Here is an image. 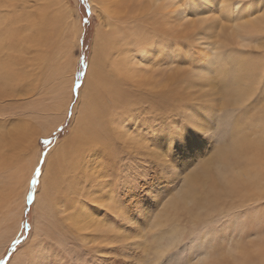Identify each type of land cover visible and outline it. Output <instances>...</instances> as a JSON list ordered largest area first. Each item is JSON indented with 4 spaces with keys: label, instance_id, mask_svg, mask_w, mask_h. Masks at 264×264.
Returning <instances> with one entry per match:
<instances>
[{
    "label": "rangeland",
    "instance_id": "374dc122",
    "mask_svg": "<svg viewBox=\"0 0 264 264\" xmlns=\"http://www.w3.org/2000/svg\"><path fill=\"white\" fill-rule=\"evenodd\" d=\"M55 1L57 6L63 4L71 12L73 33L63 28L51 0H30L24 4L18 2L15 6L0 7V141L4 142V146L0 147V264H64L66 256L78 251L77 244L114 243L106 239H81L83 230H77L74 216H78V209L87 212L86 204L97 206V211H100L98 205L107 202L94 197L93 191L98 183L109 178L112 188L122 192L121 199L132 212L155 206L151 214L156 219L157 214L163 213L165 201L185 188V177L210 154L209 149L212 148L211 143L203 139L200 144L181 139L180 142L174 141L172 137L169 140L164 132L165 126L173 122L169 118L174 119L178 113L186 110L185 105L195 101L202 102L203 108H209L205 107L208 109L205 113L211 122L213 107H219L214 101L219 99L223 104L228 89L243 92L240 88L242 83H239L244 78L245 82L247 78L254 79V75L243 77L244 71L247 73L244 67L264 68L261 66L264 63V48L257 47H264V38L251 37L256 43L249 49L227 44L222 40L226 32H221L217 20H214L219 17L221 23L228 22V19H223L218 4L195 8L189 3L191 0H170V9L173 10L170 16L180 13L179 19L171 20L168 25L156 24V28L162 30L160 40H165V36L197 33L196 39L190 41L187 53L177 47L173 40L171 53H166L168 51L162 46V51L155 49L148 53V60L141 58L139 48L146 46V42L157 40V37H153L155 25L152 20L158 12L157 16L161 17V8L157 0H138L134 6L128 4L129 10L123 8L128 19L123 16L125 22H118L120 28L112 27L113 23L112 28L105 27L107 38L116 44H112L114 47L109 48L106 57L105 52L99 54L98 64L97 61L91 64L95 33L102 27L99 4L96 3V11H93L90 0ZM236 1L233 4H237ZM243 6L248 7L247 3ZM260 12L254 15L257 22L261 18ZM202 20L206 22L196 26ZM125 31L131 33L128 38L129 42L133 39L131 45L127 44L125 35L122 37ZM126 47L128 52L124 51ZM215 54L219 57L216 65L227 70L226 79H221L220 72L213 83L197 82L193 76V71L198 67L196 65L201 60L202 70L208 72ZM184 57L193 64L180 63ZM121 63L127 65L131 75L123 74L124 65ZM89 64L96 68L91 67L90 71H98L97 74L102 75L96 77L94 82L89 75L86 84ZM252 67L250 70L253 74ZM180 69H189V73ZM234 74L240 78L234 77ZM263 75L248 88L250 94L259 87ZM167 76L174 77L171 83ZM152 80L158 85L152 86ZM163 82L170 85L169 89L164 87L167 85ZM88 84H91L90 87ZM166 91L170 92L169 96ZM104 125L108 131H115L114 137H109L111 146L107 142L108 137L102 136V140H106L101 141L110 158L104 150L101 152L105 158L99 152L93 153L91 150L95 146L90 143L86 158L80 159L81 167L77 166V157L69 153L74 134L77 131L85 132L84 138L90 140L94 137L93 133ZM24 127L29 129L33 140L28 147L21 149L22 145L14 139L23 134ZM260 131L259 117L249 114L242 118L235 135L241 144H252L258 141ZM153 145L160 152L156 157L151 153ZM164 153L166 156H163ZM241 154H237L232 161V169L239 171L243 183L250 181L251 186V177L264 165L258 156L253 157L248 150H241ZM158 156L168 159L167 172L159 166ZM244 156L253 162L247 161L246 164L245 159L240 161ZM85 159L88 165L83 171L81 162ZM176 172H180V175L174 177L172 174ZM34 177L35 184L32 183ZM239 187L243 189L245 185ZM109 196L112 198V191H109ZM250 200L244 202L248 205L244 208L246 215L241 216L235 224L225 223L219 227V235L223 237L220 244L225 251L232 246V255L225 257L226 264H250L251 261L264 264V230L255 227L257 219L264 216V207L259 196ZM196 207L194 211H199ZM169 212L175 214L172 210ZM78 218L77 224L81 225L83 222L80 216ZM92 218L95 224L109 231L116 227L114 224H103V215H93ZM158 222L164 223L165 220L161 218ZM135 223L132 221L129 226H135ZM148 223L151 224V220ZM186 228L184 221L177 218L173 235L183 236ZM250 231L253 235H249ZM242 244L247 245L243 251L239 248ZM38 247L42 248V253L34 249ZM129 260L127 256L111 258L112 264L117 261L128 264ZM77 264H83V261H77Z\"/></svg>",
    "mask_w": 264,
    "mask_h": 264
},
{
    "label": "snow or ice",
    "instance_id": "6c2138e0",
    "mask_svg": "<svg viewBox=\"0 0 264 264\" xmlns=\"http://www.w3.org/2000/svg\"><path fill=\"white\" fill-rule=\"evenodd\" d=\"M157 3L165 4L166 0H157ZM237 8L239 11L235 10ZM224 9L223 19L239 20L241 25L256 19L250 12L244 11L242 4H233L230 0H225ZM260 15L264 16V13ZM245 16L248 19H244ZM177 19H179L178 15L171 17V20ZM259 35L264 36V32ZM196 37L197 33L194 32L187 36H165L164 39L170 48L174 46V40L175 45L188 50L190 41L195 40ZM157 42H159V34H157ZM238 47L244 46L238 45ZM179 62L189 63L184 58H181ZM180 71L188 72L189 69H180ZM208 72L210 75L214 74L213 69H208ZM214 104L219 107H213L211 122L201 111L202 102L194 101L185 105L186 111H181L174 119L169 118L173 122L164 128L165 135H171L174 141L180 142V138L187 133L210 142L212 148L209 149L210 154L206 155L201 163L185 177V188L165 201L163 213L157 214V218L153 219L151 213L155 206L151 205L149 210L139 209L137 212H132L121 199L122 192L112 188L111 179L101 181L96 185L93 195L107 203L98 205L100 211H97V206L92 204L85 205L87 212L77 210L83 222L80 225L83 230L80 238L85 241L106 239L114 243L86 242L83 246L77 244L78 251L66 256L64 264H77V261L81 260L83 264H112L113 256L129 257L128 264H137V262L138 264H226L225 257L232 255V246L230 245L229 250L225 251L220 244L223 237L219 235V227L225 223L235 224L241 216L246 215L244 208L248 205L244 202H251L252 197H261V206L264 207V167L261 168L259 175L251 178L256 182V187L252 190L241 189L233 183L232 177L235 173L230 171V166H233L232 161L241 147L246 148L253 157L258 156L261 164L264 165V80L250 95L228 89L224 103L221 104V101L216 99ZM249 114L259 117L261 131L256 143L242 145L235 132L242 118L248 117ZM159 166L167 172L168 159L160 157ZM38 174L39 170H37ZM172 175L179 176L180 172ZM207 180H211L212 187L220 193L218 197L203 201V206H200V202L184 199L188 185L198 187ZM35 182L34 177L32 183L35 184ZM109 191L113 192L111 199ZM194 206H199V211H194ZM169 210L174 211L175 214H171ZM93 215H103V224H114L116 227L111 231L99 225L84 227V225L95 223L92 220ZM161 218L165 220L164 223L158 222ZM177 218L187 225L185 234L181 237L173 235L174 221ZM149 220L151 224L148 223ZM132 221L136 223L135 226L130 227L129 224ZM255 227L264 230V216L257 219ZM249 235H253V232L250 231ZM239 248L243 251L247 245L242 244ZM116 264L119 262L117 261ZM233 264H242V262H233ZM250 264L255 262L251 261Z\"/></svg>",
    "mask_w": 264,
    "mask_h": 264
},
{
    "label": "bare ground",
    "instance_id": "6f19581e",
    "mask_svg": "<svg viewBox=\"0 0 264 264\" xmlns=\"http://www.w3.org/2000/svg\"><path fill=\"white\" fill-rule=\"evenodd\" d=\"M30 0H0V7H4V6H15L16 4L15 3H21V4H24V3H28ZM34 1H38V0H34ZM147 1V0H146ZM236 0H230V2L231 3H233V2H235ZM245 1V3H243ZM136 2H139L138 0H90V4H91V7L93 8V11H96V3L97 4H99V10H100V15H99V13H98V15L100 16V18H101V28L99 27L97 30H96V33H95V43H94V45H93V50H92V55H91V61H90V63L91 64H93V63H95L100 57H99V54L101 53V55L104 53L105 54V57L107 56V55H109V48L110 47H114V45H112V44H116V43H111V39L110 38H107V34H106V30H105V27H111V25H112V23L114 24V26H112V27H114V28H120L119 27V24H118V22L120 23L121 21H123V22H125L124 20H125V18L124 17H126V10H123V8L125 7V8H128V10H129V5L128 4H132V6H134V4H136ZM150 2V1H149ZM237 2V4H238V2H241L243 5L244 4H246L247 3V5H248V7L246 6V7H244V11L245 12H250L251 13V15L252 16H256L257 14V12H260V14L261 13H264V0H237L236 1ZM127 3V4H126ZM143 3H144V1H143ZM155 3V2H154ZM171 1L169 0H166V3L165 4H160V8H161V11H160V13H161V17L160 16H157V14L159 13H156L155 15H154V19L152 20V23H154V25L152 24V26H154L155 28L153 29L154 31H153V37H157V34H159L162 30H160L159 28H156V24L157 23H159V24H164V25H168V24H171L170 22H171V16H170V13H172V11L173 10H171L170 8H171ZM190 4H191V6H195V8H196V6H198V7H203V6H207L208 4H215V3H217V0H191L190 2H189ZM241 3H239V4H241ZM139 4V3H138ZM137 4V5H138ZM146 4V3H145ZM149 4V3H148ZM218 4V6H219V8L222 10V16L224 15V11H225V9H224V4H225V0H219V3H217ZM143 5V4H142ZM151 5H153L152 3H151ZM151 5H150V7H151ZM157 5V4H156ZM156 5H154V6H156ZM51 6L52 7H54L55 8V10H56V13H57V16H59V19H60V21H61V23L63 24V28H68V31L69 32H71V33H73V23H72V18H71V12L69 13V10H68V8L66 7V6H64L63 4H59L58 6H57V3H56V1L55 0H51ZM139 6V5H138ZM137 6V7H138ZM142 8H143V6H141ZM139 8V7H138ZM145 8V7H144ZM155 8V7H154ZM149 9V8H148ZM128 10H127V12H128ZM143 11H144V9H143ZM148 11V10H147ZM239 11V10H238ZM149 12V11H148ZM151 12V11H150ZM96 13V12H95ZM152 13H154V12H152ZM180 14V13H179ZM178 14V15H179ZM120 17H119V16ZM221 15V14H220ZM124 16V17H123ZM261 16V15H260ZM150 17V16H149ZM133 18V17H132ZM219 18V17H218ZM218 18H215L214 20H217V24L220 26V30H221V32H226V36L224 35V38H222V40H224L225 42L227 41V44H232V45H234V46H238V45H243L244 47H239V48H241V49H249V48H252L254 45H255V43H256V41L255 40H251V39H253V38H251V37H253L254 35H256V39L258 38L259 40H261V38H264V36H261V35H259L260 33H262V32H264V16H261V18H260V20H259V22H257L256 20H253V21H251L250 23H248V24H246V25H241L240 23H239V20H228V22H227V24H225V23H221L220 22V19H218ZM126 19H128L127 17H126ZM199 19V18H198ZM244 19H248V17L247 16H245L244 17ZM140 20V19H139ZM112 21V22H111ZM203 22H201V23H199V24H196V26H202L201 24L202 23H205L206 22V20H202ZM148 22V21H147ZM122 23V22H121ZM127 23V22H126ZM195 23V22H194ZM121 25V24H120ZM116 26V27H115ZM33 27V26H32ZM111 27V28H112ZM150 27V26H149ZM158 27H161V26H158ZM162 28V27H161ZM169 28V27H168ZM107 29V28H106ZM170 29V28H169ZM169 29L167 30V31H169ZM132 30H133V28H132ZM132 30H130V32L132 31ZM195 30V29H194ZM136 32H137V30H135ZM186 31V30H185ZM117 31H115V33H116ZM118 32H119V29H118ZM144 32H145V30H144ZM171 32V31H170ZM75 33V32H74ZM169 33V32H168ZM10 34V33H9ZM131 34V33H130ZM128 32H123V36L122 37H124V35H125V38H126V40H127V44H130L131 45V42H132V40L129 42L128 41V38H130L129 36H131ZM132 34H133V32H132ZM137 34H138V32H137ZM145 34H147L146 32H145ZM170 34V33H169ZM168 34V35H169ZM136 35V34H135ZM150 35V34H149ZM10 36V35H9ZM112 36V35H111ZM120 36V35H119ZM137 36V35H136ZM180 36V35H179ZM7 38V37H6ZM113 38V37H112ZM159 38H160V35H159ZM124 39V38H123ZM156 39V38H155ZM6 40V39H5ZM4 40V42H6ZM153 40V39H152ZM144 41L146 42V39L144 38ZM143 41V42H144ZM223 41V42H224ZM9 42V41H8ZM136 44L135 45H137V41L135 40L134 41ZM232 42V43H231ZM133 43V42H132ZM165 43V44H164ZM261 44V43H260ZM133 45V44H132ZM134 45V46H135ZM144 45V44H143ZM5 46H7L6 44H5ZM118 46V45H117ZM162 46L164 47L165 46V48H166V50L168 51V52H166V53H171L172 51H173V48L171 49L170 47H168V43L166 42V40H160L159 39V42H157V40H153V42H149V43H147L146 42V46H144V47H142V48H139V50H138V52H139V54H140V56H141V58L144 60V59H146V60H148L149 59V55L150 54H148V53H152V52H154L155 51V49H156V51H162ZM177 47H179V46H177ZM257 47H260L261 49L262 48H264L263 46H260V45H257ZM180 48V47H179ZM239 48H236L238 51H241V52H243L241 49H239ZM102 49V50H101ZM122 49H124V48H122ZM177 49V48H176ZM175 49V50H176ZM258 49V48H257ZM3 50V49H2ZM128 50V48L126 47L125 49H124V51H126V52H128L127 51ZM259 50V49H258ZM101 51V52H100ZM122 52V51H121ZM188 52V50H185V53H187ZM256 53V52H255ZM97 55V56H95V55ZM124 54L126 55L124 58H126V62H128V57H127V54L124 52ZM155 54V53H154ZM242 54H244V53H242ZM168 55H170V54H168ZM203 57H206V54H203L202 55ZM9 58V57H8ZM105 59H107V58H105ZM122 59H123V57H122ZM184 59H185V57H184ZM218 59H219V57L217 56V54H215L214 55V57L211 59V64L210 65H212V66H209L208 68H210V69H213L214 70V74H209V72H205V71H203L202 69L203 68H201V66H202V64H203V62H201V60H200V62H199V64L198 65H196V66H198L197 68H196V71H193V70H191V72L193 71V76H195V80L197 81V82H199V83H206V84H208L209 83V81H211L212 83L213 82H215V80H217V75L219 76V73L221 72L222 73V76H221V79H226L225 78V72H227V70L223 67V66H217L216 64L218 63ZM124 60V59H123ZM188 60V59H187ZM101 61V60H100ZM243 63V62H242ZM97 64H98V61H97ZM189 64V66L191 65V64H193L192 63V61L190 62V63H188ZM121 65H124V64H122L121 63ZM187 65V64H186ZM261 66L262 67H264V63L263 64H261ZM91 65L89 64L88 65V71H87V79H86V84H87V81H88V76L90 75L91 76V80L93 81H95V80H97L96 79V77H101V75L102 74H97L98 73V71H97V73H95L94 71H90L91 70ZM99 67V66H98ZM252 67V66H251ZM250 67V68H251ZM93 68V67H92ZM124 72H123V74H130V70L129 69H127V65L125 64L124 65ZM189 68V67H188ZM194 68V67H193ZM245 68V70L247 71V73L244 71V75H243V77H246L247 78V76H249V75H254L253 76V78L254 79H252L251 80V78H247V81L245 82L244 80H245V78L239 83V84H241L240 85V88L241 89H243L244 91H243V93L244 94H246V95H249L250 93L248 92V88L251 86V85H253V83L255 82V80H257V79H260V78H262V74L264 73L263 72V70H264V68L261 70V69H256L255 67H252L253 68V74H252V72H251V70H250V68L249 67H244ZM90 69V70H89ZM93 69H95L96 70V68H93ZM126 69V70H125ZM104 71V70H103ZM103 71H100L101 73L103 72ZM263 72V73H262ZM165 73H166V71H165ZM189 73V72H188ZM188 73H186V74H188ZM131 75V74H130ZM168 75V74H167ZM134 76V75H133ZM185 76V75H184ZM187 76V75H186ZM235 76H237V77H239L237 74H234V77ZM164 77H166V76H164ZM233 77V78H234ZM263 77H264V75H263ZM173 78L174 77H171V76H167V80L168 79H170V83H171V81H173ZM190 78V77H189ZM240 78V77H239ZM104 80V79H103ZM264 80V79H263ZM93 81V82H94ZM146 81H147V79H146ZM184 81V80H183ZM244 81V82H243ZM103 82V81H102ZM167 82V81H166ZM97 83H99V82H97ZM150 83L152 84V86H155V85H158V84H156L155 83V80H152V81H150ZM163 83H165V82H163ZM162 83V84H163ZM177 83V82H176ZM188 83V82H187ZM192 83H194V82H192ZM85 84V85H86ZM166 84V83H165ZM69 85V84H68ZM90 85L91 84H88V87H90ZM107 85V84H106ZM167 85V84H166ZM170 86V85H169ZM168 85L167 86H164V87H166L167 89H169L168 87H169ZM86 87V86H85ZM199 89V88H198ZM69 91V90H68ZM69 93V92H68ZM168 96H169V91H166L165 92ZM164 93V94H165ZM172 93V92H171ZM97 96V95H96ZM161 97L163 96V94L162 95H160ZM203 97V96H202ZM205 107H207V106H205ZM201 108V111H202V113H203V115L207 118V120H208V115L206 116V113L205 112H207V110L209 109L208 107V109L207 108ZM207 109V110H206ZM186 111V110H185ZM210 111V110H209ZM210 119V118H209ZM114 122V121H113ZM103 124V123H102ZM109 124H111V123H109ZM105 126L106 125H104V127L103 128H100V130H98V131H95L93 134H94V137L92 138V139H88L87 137H85L84 138V134H85V132H79V131H77L75 134H74V137H73V139H72V144L70 145V148H69V153L71 154V155H74V156H76L77 158H76V160L78 161L77 162V166H80L81 167V165H80V159H82V158H86V156H87V151H88V145L90 144V143H92V144H94L93 145V147L95 146V149L94 148H92L93 150H91V151H94L93 153H95L96 152V154L99 152V154H101V156H103L104 158H105V156L104 155H102V153L103 152H101L102 150H104L105 151V149H104V147H103V145H102V143H101V141L103 142V141H105L106 140V138L105 139H103L102 140V136L104 137V136H106V137H108V140H107V142H109V146H111V143H110V140H109V137L110 136H112V137H114V132L115 131H108V127H107V129L105 128ZM25 129L24 130H22V132H23V134L22 135H17L16 136V138L14 139V140H16V141H18V144H21L22 146H21V149H23V148H25L26 146L28 147V145H29V143L30 142H32V137H33V135H32V137L30 136L31 135V133H30V131H29V129H26V127H24ZM113 130V129H112ZM129 133V132H128ZM186 134V137H182V138H180L181 140H185L187 143H195V142H197V143H201L202 142V139L201 138H197L196 136H193V135H190V134H187V133H185ZM258 135V134H257ZM166 137L170 140L171 139V135H166ZM1 138H2V135H1ZM84 139L85 140H87V142L86 141H84ZM11 141V140H10ZM240 142V141H239ZM4 142H2V141H0V147H3L4 146V144H3ZM100 143V144H99ZM105 143V142H104ZM128 145L130 144L129 142L127 143ZM245 144H247V143H245ZM245 144H242V145H245ZM249 144V143H248ZM9 145V144H8ZM101 145H102V147H101ZM7 145L5 144V147H6ZM130 146V145H129ZM106 147V146H105ZM11 149V148H10ZM91 149V148H90ZM154 149H155V151H154ZM157 148H154V145H153V148L151 149V153H153V155H154V157H156L157 155H160V152H158V150H156ZM1 150V149H0ZM241 150H247L246 148H244V147H241V149L239 150L240 151V154L238 153V155H241L242 156V154H241ZM65 151V150H64ZM90 151V150H89ZM66 152V151H65ZM106 152V151H105ZM163 152V151H162ZM246 152V151H245ZM248 153V152H247ZM250 153V152H249ZM63 154V153H62ZM98 154V155H99ZM106 155H107V157H109L110 158V155H108L107 154V152L105 153ZM165 154V153H164ZM163 154V156H166V154L164 155ZM88 155H90V154H88ZM50 156V155H49ZM100 156V155H99ZM98 156V157H99ZM100 156V157H101ZM99 157V158H100ZM113 158V157H112ZM158 158H159V156H158ZM247 158H250V157H248L247 156ZM259 158V157H258ZM243 159H245L246 160V156H244L242 159H240V161L241 160H243ZM252 160H254V158H251ZM260 159V158H259ZM258 159V160H259ZM86 160V159H85ZM84 160V162H81L82 163V169H83V171L84 170H86V166L88 165L87 164V160L85 161ZM237 160V159H236ZM250 160V159H249ZM249 160H246L245 161V163L247 162V161H249ZM250 162V161H249ZM253 162V161H252ZM252 162H250V163H252ZM261 162V161H260ZM74 163V162H73ZM255 163V162H254ZM235 164V163H234ZM247 164V163H246ZM75 165V166H76ZM84 165V166H83ZM240 165V164H239ZM239 165H237V166H239ZM255 165V164H254ZM253 165V166H254ZM74 166V167H75ZM252 166V168H254ZM235 167V166H234ZM248 167V166H247ZM259 167H262V166H259ZM264 167V166H263ZM32 168V167H31ZM233 166L230 168V171L231 172H233V173H235V175L232 177V181H233V183H235L236 185H238V186H240V185H242L243 184V186L245 185V187H243V189H246V190H252V188L254 189L255 187H252V186H254V185H256V182L255 181H253V183H251V186H250V181H248V182H244L243 183V181H244V179H242V177H241V175L236 171H234L233 169ZM238 168V167H237ZM245 168V167H244ZM248 168H250V167H248ZM247 168V169H248ZM258 168V167H257ZM80 170V169H79ZM239 170H241V168L239 169ZM242 171V170H241ZM250 171H252V169L250 170ZM249 171V172H250ZM254 172V171H253ZM244 173V172H243ZM247 174V173H246ZM245 174V175H246ZM260 174V169L258 170V172H256L255 173V176H257V175H259ZM103 175H104V173H103ZM101 176V175H100ZM250 176V175H249ZM104 177V176H103ZM103 177H101V178H103ZM74 178H75V176H74ZM252 178V177H251ZM243 180V181H242ZM253 184V185H252ZM72 185V184H71ZM73 186V185H72ZM251 187V188H250ZM241 189H242V187H241ZM220 195V193H218L216 190H215V188L214 187H212V182H211V180H207V181H205V183H201L198 187L197 186H188L187 187V191L185 192V196H184V199L187 201V200H193V201H196V202H200V206H203V201H205V200H211V199H213L214 197H218ZM110 197V196H109ZM256 198V197H255ZM110 199H111V197H110ZM198 207V209H199V206H197ZM196 207V208H197ZM75 216V224H76V226H77V230H82V228L80 227V224L78 225L77 224V222H78V220H80L79 218H78V216H76V215H74ZM77 219V220H76ZM92 220H93V218H92ZM81 223H82V221H81ZM90 225H95L96 227H97V224H95V223H91V224H89V225H84V227H88V226H90ZM73 231V230H72ZM39 244V243H38ZM41 245H39V247H40ZM34 248V249H37V251L36 250H34L33 252H37V253H42V248ZM43 247V246H42ZM38 255V254H37ZM42 255V254H41ZM34 256V255H33ZM32 256V257H33ZM262 259H264V258H262ZM40 260H42V259H40ZM263 261V260H262ZM10 264V263H9ZM42 264V263H41Z\"/></svg>",
    "mask_w": 264,
    "mask_h": 264
}]
</instances>
